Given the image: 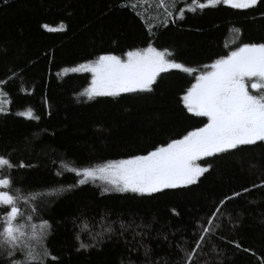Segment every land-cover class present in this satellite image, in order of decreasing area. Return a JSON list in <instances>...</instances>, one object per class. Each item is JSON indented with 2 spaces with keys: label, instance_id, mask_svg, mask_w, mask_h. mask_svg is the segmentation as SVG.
I'll list each match as a JSON object with an SVG mask.
<instances>
[{
  "label": "trees",
  "instance_id": "1",
  "mask_svg": "<svg viewBox=\"0 0 264 264\" xmlns=\"http://www.w3.org/2000/svg\"><path fill=\"white\" fill-rule=\"evenodd\" d=\"M197 5L191 0H175V8L171 0H0V92L11 99L0 113V155L25 165L10 175L16 188L39 197L29 205L36 209L29 223L37 231L43 221L50 226L45 242L58 261L49 264H176L178 245L192 246L198 235H207L201 231L205 227L212 233L207 264H264V187L252 188L264 182V145L204 158L198 164L211 167L196 184L152 195L79 185L65 168L144 155L207 122L185 108L182 97L195 80L180 70L161 73L151 92L93 99L83 95L89 74L60 76L100 55L123 57L149 43L199 70L234 42H264V0L248 9ZM165 8L174 15L167 17ZM29 107L38 120L17 114ZM244 188L252 190L243 193ZM235 192L242 195L220 204ZM121 223L127 229L122 237Z\"/></svg>",
  "mask_w": 264,
  "mask_h": 264
},
{
  "label": "snow or ice",
  "instance_id": "2",
  "mask_svg": "<svg viewBox=\"0 0 264 264\" xmlns=\"http://www.w3.org/2000/svg\"><path fill=\"white\" fill-rule=\"evenodd\" d=\"M4 2L7 3V0ZM191 2L197 5V0ZM260 2L206 0V3L197 6L201 10L221 4L233 9H248ZM160 3L163 4V0ZM171 6L175 8V0H171ZM188 10L197 9L191 7ZM176 11L183 18V11L179 8ZM165 12L167 17L174 15L167 8ZM234 43L236 46L229 52L199 70L177 62L169 50H158L151 43L145 48L128 51L126 58L104 54L93 61L65 68V73H92L91 85L83 93L89 99L97 96L116 97L122 93L151 92L161 73L180 70L193 75L195 80L182 97L185 108L197 117L207 118L202 127L194 128L181 138L172 139L161 146H154L153 150L144 155L108 161L96 167H77L74 163L69 167L65 164L66 170L79 178L76 183L84 185L90 180L100 179L111 186L105 188V191L152 195L166 189L196 184L211 167V164L204 167L197 164L201 158L235 155L247 146L264 145V42ZM10 103L11 99L5 98V93L0 92V113ZM17 114L27 119H39L31 107ZM15 167L22 168L25 165L14 164L9 157L0 155V207L3 208L0 213V257L4 258L3 264H49V261H58V257L53 256L46 246L45 238L50 227L48 222L43 221L39 231L36 224L29 223L36 219V209L29 205H35L39 197L15 187L10 175ZM261 187H264V182L252 185V188ZM251 190L244 188L242 192ZM242 192L225 197L220 204L240 197ZM219 211L218 208L214 209L212 215L216 216ZM206 223L212 224V221ZM119 229L122 237L127 231L125 224L121 223ZM108 231L113 232L114 229L109 228ZM201 231L207 235L212 234L207 227ZM207 235H198L190 247L187 244L178 245L179 259L176 264H202V261L207 264ZM80 247L87 246L82 243ZM131 251L133 249H129ZM149 253L150 249L145 247V257ZM130 264L133 262L130 261ZM148 264L156 262L149 260Z\"/></svg>",
  "mask_w": 264,
  "mask_h": 264
},
{
  "label": "rangeland",
  "instance_id": "3",
  "mask_svg": "<svg viewBox=\"0 0 264 264\" xmlns=\"http://www.w3.org/2000/svg\"><path fill=\"white\" fill-rule=\"evenodd\" d=\"M197 2H198V4L199 3H206V0H197ZM198 7V6H197ZM122 57V56H121ZM122 58H126V56H123ZM83 64V63H82ZM80 65V64H79ZM76 66H78V65H76ZM76 66H73V67H76ZM70 68H72V67H69V69ZM72 74H78V76L79 75H81V74H89L90 76L89 77H91V81H92V73H90V72H75V73H73V72H68V73H65L64 72V70H62L61 72H60V76L61 77H63V76H66V75H72ZM91 85V83L89 84V86ZM88 86V87H89ZM87 87V88H88ZM250 91H252L251 89H250ZM122 94H126V93H122ZM87 97V96H86ZM97 97H111V96H97ZM88 98V97H87ZM94 98V97H93ZM92 98V99H93ZM204 158H201V160H203ZM201 160H198L196 163L198 164H200V161ZM89 182H92V183H96V184H98L99 186H101L102 188H103V190L105 189V188H108V187H111L110 185H107L106 183H105V181H103V180H100V179H96V180H90ZM107 192H109V193H127V192H118V191H115V190H113V191H107ZM130 193H132V192H130Z\"/></svg>",
  "mask_w": 264,
  "mask_h": 264
}]
</instances>
